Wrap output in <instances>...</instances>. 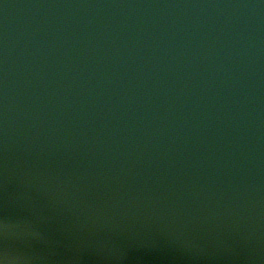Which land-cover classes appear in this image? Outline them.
Wrapping results in <instances>:
<instances>
[{
  "label": "water",
  "instance_id": "water-1",
  "mask_svg": "<svg viewBox=\"0 0 264 264\" xmlns=\"http://www.w3.org/2000/svg\"><path fill=\"white\" fill-rule=\"evenodd\" d=\"M5 255L264 264V0H0Z\"/></svg>",
  "mask_w": 264,
  "mask_h": 264
},
{
  "label": "clouds",
  "instance_id": "clouds-1",
  "mask_svg": "<svg viewBox=\"0 0 264 264\" xmlns=\"http://www.w3.org/2000/svg\"><path fill=\"white\" fill-rule=\"evenodd\" d=\"M4 227H7V225H4ZM0 264H11L7 255L0 257Z\"/></svg>",
  "mask_w": 264,
  "mask_h": 264
}]
</instances>
